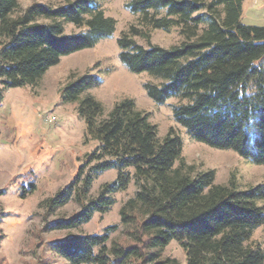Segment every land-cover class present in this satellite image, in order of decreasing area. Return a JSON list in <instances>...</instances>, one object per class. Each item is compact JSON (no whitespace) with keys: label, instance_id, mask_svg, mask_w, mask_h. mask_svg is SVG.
<instances>
[{"label":"trees","instance_id":"16d2710c","mask_svg":"<svg viewBox=\"0 0 264 264\" xmlns=\"http://www.w3.org/2000/svg\"><path fill=\"white\" fill-rule=\"evenodd\" d=\"M19 1L0 0V83L6 90L37 86L62 59L93 49L117 30L102 0H64L59 7L34 3L16 15ZM243 3L128 0L125 8L138 17L139 26L118 39L119 58L131 72L155 80L144 84L154 103L177 101L173 118L193 140L264 165V26L242 22ZM68 24L80 32L67 34ZM174 29L183 38L178 45L151 44L153 31ZM135 38L146 40L148 47ZM99 84L95 75H72L61 90L63 104H78L85 143L97 147L74 180L44 202L48 213L73 201L81 210L47 223L45 230L77 229L96 214L108 213L116 204L114 195L133 181L139 189L121 207L119 225L103 234H70L51 243V249L68 264H180L162 257L178 242L187 264H264V242L251 244L264 225V206L259 205L264 183L239 190L234 180L216 184L213 170L195 174L183 160L177 131L171 128L161 139L135 101L123 98L106 115L101 102L83 96ZM108 171H116V178L90 198L96 177ZM120 226L133 244L110 247Z\"/></svg>","mask_w":264,"mask_h":264},{"label":"rangeland","instance_id":"374dc122","mask_svg":"<svg viewBox=\"0 0 264 264\" xmlns=\"http://www.w3.org/2000/svg\"><path fill=\"white\" fill-rule=\"evenodd\" d=\"M127 2L102 0L106 16L117 21L115 34L102 39L93 49L65 57L37 86L6 90L0 83V264H68L51 249V243L70 234H103L107 227L119 225L121 207L139 189L133 181L126 191L114 195L116 204L108 213L96 214L89 223L77 229L45 230L47 223L68 219L81 210L80 204L73 201L48 213L44 202L74 180L79 168L97 147L95 142L85 143L86 127L77 115L78 104L61 101V90L72 75L91 74L99 78V86L87 90L83 96L91 95L101 102L106 115L117 101L129 98L140 111L149 115L161 139L171 128L177 131L183 140V160L193 167L195 174L213 170L216 184L228 185L234 180L239 190L264 183V165H256L233 151L198 143L178 126L172 114L176 100L158 105L149 99L144 84L155 80L148 74L131 72L119 58L118 39L132 26H139L138 17L125 8ZM34 3L52 7L65 5L64 0H20L16 15ZM242 22L264 26V0H244ZM79 32L73 25H66L67 34ZM182 40L177 29L169 33L156 30L152 33L151 44L169 48ZM135 41L144 47L149 45L142 38H135ZM116 175V171L99 174L89 197H97L101 187L111 183ZM32 184L35 185L33 192ZM259 205L264 206V201ZM127 234L120 226L112 234L109 246L133 244ZM263 242L264 225L254 233L251 244ZM162 257L187 264L178 242L166 247Z\"/></svg>","mask_w":264,"mask_h":264}]
</instances>
